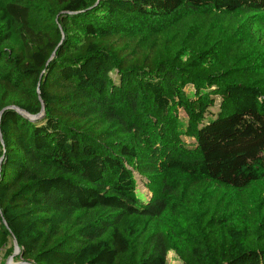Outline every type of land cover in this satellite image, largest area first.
Here are the masks:
<instances>
[{"label": "trees", "instance_id": "16d2710c", "mask_svg": "<svg viewBox=\"0 0 264 264\" xmlns=\"http://www.w3.org/2000/svg\"><path fill=\"white\" fill-rule=\"evenodd\" d=\"M263 26L264 0H0V264H264Z\"/></svg>", "mask_w": 264, "mask_h": 264}, {"label": "rangeland", "instance_id": "374dc122", "mask_svg": "<svg viewBox=\"0 0 264 264\" xmlns=\"http://www.w3.org/2000/svg\"><path fill=\"white\" fill-rule=\"evenodd\" d=\"M180 14L185 15L186 12L185 11H181V12L179 11L176 13L175 16H179ZM171 19L172 18L168 19L167 22ZM158 23L161 25V22L158 21ZM262 29L264 30V26L262 27ZM241 37H242V39H246V40L251 38L252 37V31L244 29L241 32ZM221 52L225 53L224 51H221ZM252 53H254V52L251 51V54ZM256 54L257 53L255 52V55ZM256 63L260 67L264 66V51L260 54H257ZM256 67H257V65H256ZM191 89H192V86H190V90ZM212 99H213L212 100L213 104L208 107V109L205 113H203L204 119H208V118L214 116L217 113V111L219 110V108L225 107V105H226L225 101L220 96H217V95L213 96ZM194 107H196V105H194ZM178 115H179V125L181 126L180 132L177 133L178 134L177 140H175L174 142H172V141L169 142L171 145H173L175 147H178L179 145H183V144L189 145V142H191V139L189 138L190 133H189L188 128H187V124L189 121L188 114L186 113L185 110L180 109L178 111ZM135 176H137L136 172H135ZM137 187H138V185H137ZM140 187L144 191L149 192L148 189L143 188V185L142 186L140 185ZM257 195H258V190L256 187H254L252 192L249 195V200L251 202L256 200ZM243 203H244V199L241 197L240 194H234L231 196L229 207H230V209H233V211H228V213L226 215L228 224L230 226H235V227L237 226L236 218L238 215L242 214L241 208H242ZM15 252H17V249L14 245V239L8 238L6 240L5 246L3 247L2 250H0V260L5 259L6 261L7 260L12 261V259L14 258L13 253H15ZM167 264H183V263L176 256V254L173 251H170L167 255Z\"/></svg>", "mask_w": 264, "mask_h": 264}, {"label": "water", "instance_id": "95a60500", "mask_svg": "<svg viewBox=\"0 0 264 264\" xmlns=\"http://www.w3.org/2000/svg\"><path fill=\"white\" fill-rule=\"evenodd\" d=\"M22 113H23V112H22ZM23 114H24V113H23ZM35 117H36V116H34V118H35ZM14 245H15V247H16V249H17V252L13 253V255L17 254L18 251H19V247H18V243H17L16 239H14Z\"/></svg>", "mask_w": 264, "mask_h": 264}]
</instances>
